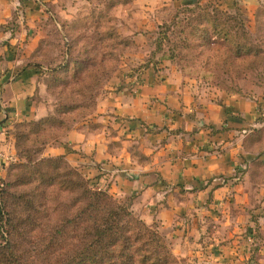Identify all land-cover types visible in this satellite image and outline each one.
Segmentation results:
<instances>
[{"label":"crops","instance_id":"0c3cea01","mask_svg":"<svg viewBox=\"0 0 264 264\" xmlns=\"http://www.w3.org/2000/svg\"><path fill=\"white\" fill-rule=\"evenodd\" d=\"M57 1L0 0V42L5 45L0 136L9 124L34 116L37 73L34 67H22L46 38L39 28L44 4ZM217 1L228 10L235 5V0ZM182 2L134 0L118 13L130 11L135 20ZM243 3L251 10L252 0ZM151 19L131 21L134 27L151 29L160 23ZM127 68L110 82L89 122L46 153L67 155L88 178H96L123 202L129 200L148 225L157 223L167 237H184V253H201L207 264H264V152L250 147L252 137L247 136L264 128V121L257 123L264 118V98L257 102L223 95L219 102L209 101L197 81L172 67ZM5 172L0 159V179ZM254 226L261 237L255 255L251 242L232 240L247 230L251 236ZM178 243L174 240L176 250Z\"/></svg>","mask_w":264,"mask_h":264},{"label":"trees","instance_id":"16d2710c","mask_svg":"<svg viewBox=\"0 0 264 264\" xmlns=\"http://www.w3.org/2000/svg\"><path fill=\"white\" fill-rule=\"evenodd\" d=\"M90 1L95 4L90 14L81 15L75 21H61L53 16L46 21L43 18L39 24L43 29L47 20L52 21L53 26L60 21L62 31L52 27L50 33L58 40L54 42L46 36L22 67V70L34 67L37 75H45L48 89L57 92L54 94L57 99L54 115L58 117L64 113L70 117L65 122L62 118L61 122L70 128L69 133L89 122L95 112L97 101L91 103V83H85L92 80L89 74L113 76L119 70L124 49L131 45L118 32L114 20L115 8L129 1ZM201 2L197 0L193 5L160 10L174 12V15L167 21L162 17L157 25L149 63L157 65L166 59L179 62L177 66L183 74L207 78L215 61L207 63L204 71L192 69L194 72L184 64L198 48L216 47L218 43H223L224 47L235 46L231 53L236 60L252 55L258 59L264 55L261 48L253 53L249 31L238 25V8L234 7L236 14L233 15V10ZM49 5L52 4H44L45 7ZM186 13L189 15L185 16ZM81 26L91 32L75 38L72 31ZM64 32L69 40L63 37ZM227 51L225 53L229 54L230 50ZM230 58L226 55L221 64L229 63ZM258 60L259 65L256 60L251 62L253 69L262 65L264 59ZM66 93L69 97L61 99ZM55 120V116H49L41 122L24 121L17 127L32 125L35 132L44 135V126L54 124ZM263 121V117L257 118V123ZM32 132L16 134L15 139L27 142ZM247 136L252 137L248 140L252 145H248L263 153L264 128L252 129ZM51 139L41 144L34 154L43 153ZM28 151L21 152L25 162L10 166L7 180L0 179V264H189L174 255L158 231L119 204L106 187L97 188L84 173L72 167L64 155L33 160ZM256 234L255 239L260 240V235Z\"/></svg>","mask_w":264,"mask_h":264},{"label":"rangeland","instance_id":"374dc122","mask_svg":"<svg viewBox=\"0 0 264 264\" xmlns=\"http://www.w3.org/2000/svg\"><path fill=\"white\" fill-rule=\"evenodd\" d=\"M128 1H129L128 3H121L119 6H117L115 8V13H114V20H116L115 25L117 27L118 32L122 35L124 39L131 42V45L126 46L122 54V59L119 60V70L113 76L111 74L106 75V73L97 74L94 70L95 76H91L89 74L90 79L92 80H87L85 82L86 85H89V83H91L90 84L92 87L91 95H93L91 103H93L95 100L97 101L95 112L93 113V115L97 112L98 102L101 96H103V94L107 90V87H109L110 82L116 77L117 74L120 73L119 71L124 70L125 68L128 69L127 67L133 69L134 72L144 71L149 68L159 71L161 67H165V68L172 67L176 69L179 73H182L181 70L178 69L179 62H171L170 60L166 59V60H161L157 65L155 63H149L150 53L153 52L155 47L154 41L157 34L156 32L157 26L156 27L154 26V28L151 27V29H147L143 27L141 28L134 27L131 21L133 20L131 19L133 18V16H131L130 11H126V12L122 11L120 13L121 17H119L118 9L121 6H125L127 4H128L127 6H131L134 2V0H128ZM196 1L197 0H184V2H182V5L179 4V6H176L177 3H174L173 9L177 7H183L186 5H193L196 3ZM201 1H202L201 3L204 2V3H211L213 5H218L217 0H201ZM252 1L253 3L252 4L250 3L249 5L251 10H248L247 8L248 5L246 6V4L243 3V0L234 1L235 3L234 7L238 8L240 11V15L237 16L236 19H238V25L241 24L245 26L249 31L250 37L249 36L248 37L252 45L250 47L253 50V53L254 52L257 53L260 48L264 52V0H252ZM94 5L95 4L91 3V1L89 3V0H79V1L58 0L55 5H49L46 7L44 6V16H45L44 21H46V19H50L53 16L56 19L57 17H59L61 21L72 22L81 18V15L82 16L89 15ZM234 7L231 10H233ZM48 11H50V13ZM231 13L233 15L236 14L235 10H233ZM152 15L154 16L153 18ZM173 15L174 12L162 13L156 10L153 13L147 12L146 14H144L145 16L144 18L142 17V13H141L139 19L141 21H145L152 18L151 19L152 22H155L157 24L158 22L161 21L162 17H164L165 21H167ZM188 15L189 14L187 13L185 14V16ZM139 19L137 16V19L135 18L133 22L139 21ZM5 26L7 25L5 24L4 26H1V30L5 29ZM62 26H63V31H65L66 27L64 25ZM52 27L54 28L59 27L60 30L62 29L60 21L58 22L57 25L53 26L52 21L49 22V20H47L44 29L42 26H40L39 28L42 30L45 36H47V39L56 42L58 40V37L50 33ZM85 28L81 26V27H77V30L72 31L74 33V37L77 38L76 36L78 35H83L91 32L89 31V29H85ZM64 36H66L67 38L66 40H69V36L67 33L64 32L63 37ZM71 39L73 38L71 37ZM63 41H65V38L63 39ZM4 46L5 45L3 44V42H0V52L5 51ZM234 47L235 46L224 47L223 43H218L216 47H206L205 49L203 48L196 49V51L193 52V56L189 58L188 59L189 61L185 62L184 64L188 66L192 72H194L192 69L194 70L198 69L197 71H202V70L204 71L206 68L205 65L207 63L210 65L213 61H215L212 68L210 69L211 76L209 75L206 76L207 78H205L202 76L196 77V76L185 75L183 73L182 74L193 79L194 81H197L199 86L198 89L201 90V93L204 95V98H206L209 101L213 100L214 102H219L220 97L223 95H234V96L246 98L248 100L259 102L260 99L264 98V60L261 61L262 64L260 65L261 67L258 66V68L255 69H253L251 62L253 60H256V63L259 65L260 62L258 59H264V55L258 59L255 58L254 55H252L251 57L250 56L242 57L241 59L236 60L233 57L235 55L232 56L231 53ZM165 49H167L166 46ZM228 49L230 50L229 54L225 53V51L228 52L227 51ZM19 51L20 49L18 48V46H15L14 47L15 55L18 56ZM77 51L78 50H76L75 55H77ZM183 52L187 53V50H183ZM3 53L5 54V52H2V54L0 55V64L5 62L4 59L2 58ZM243 54L245 56L246 51ZM226 55L231 56L229 63L221 64L222 60L225 58ZM25 63L26 61L24 62V64ZM202 63L204 64V66H202ZM146 65L148 66L145 68ZM193 67H197V68H193ZM43 77H45V75L43 74L37 75L35 81V88L33 90V95L31 96V102L33 108L35 109L33 118L29 120H22L9 124L8 126L4 127L5 131L3 135L0 136V159L2 160L3 167L6 170L5 175L2 178H5L6 180H7L8 169L10 168V166L25 162L24 154L23 155L21 154L22 151L29 149L28 154L33 158V160L41 159L44 157H58L60 155L51 156L50 154H47L46 150L51 147H57L60 144L63 145L66 141L67 136L70 134L68 132L70 128L64 126L65 124L64 125L61 124V122L63 121L62 118L65 119L64 120L65 122L70 117H68V115L64 113L58 115V117L54 115L55 103L57 102L56 96L54 94L57 92L55 90L51 92V90L48 89L47 83ZM204 79L207 80L208 82L207 81L205 82ZM217 83H220V86L217 87L216 86ZM80 87L83 90V86L80 85ZM74 89H78V88H74ZM94 94L96 95L95 97L96 99H94ZM85 95H87V92H85ZM64 97H69V93L64 94V96H62L61 99H64ZM77 97L81 98V95H77ZM39 111L41 113H39ZM49 116H55L56 122H52L54 124L48 123L44 126L43 129H45L46 132L44 133V135L43 132H39V131H38L39 133L35 132V129L32 125H29L28 127H17L19 123H22L24 121L41 122L43 120H46L47 117ZM30 131L33 132L31 133V135H29L30 136L29 141L23 142V140H20L19 142H17L18 139L17 140L15 139L16 134L19 135L20 133H22L26 135V133ZM51 137L53 138L51 139L52 142L45 147L43 153L39 155L34 154L35 151L41 147V144L46 143V140ZM64 156L66 157L67 162L72 167L79 169L82 174L84 173L82 169H80L78 166L73 165L70 162V160L67 158V155ZM84 175L86 174L84 173ZM87 178L88 176L86 175V179ZM95 179L91 178L90 180L97 188H100L101 187L100 183L98 181H95ZM18 190L20 191L21 189ZM107 191L109 192V190ZM110 194L116 199V201L119 204L126 206L138 219H141L138 213L133 212V210L131 209L129 200L127 202H123L122 200L114 196L112 193ZM142 221L145 222L144 220ZM148 226L158 231L165 238L167 244L173 250L174 255L178 259H182L189 264L208 263V261H204L205 258L201 256V253L200 255L198 254L192 255L191 253H187V252L184 253L185 251L183 252L181 250L183 248L182 239H185L184 237H178L176 236V234H173L172 237L165 236L161 232L162 230L161 227L155 222H153ZM208 227H209L208 229H210V226ZM253 229L257 230V226H254ZM209 232L210 230H208V233ZM255 232H253L254 234H251L250 236L249 231L247 230L246 232H243L241 235L235 236L234 238H232V240H235L237 244L241 243L242 245H244V242L245 243L251 242V244L254 246V250H252V254L255 255L257 253L255 252V248H257L259 242V238H257V240L255 239V236L257 235ZM175 238H180V239H175ZM174 240L179 241L178 246L179 245L180 246L177 248V250L173 246ZM194 248L195 246L192 245L187 247V250L191 251L194 250ZM198 252L201 251L199 250ZM198 257H200V259Z\"/></svg>","mask_w":264,"mask_h":264}]
</instances>
